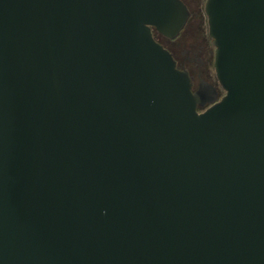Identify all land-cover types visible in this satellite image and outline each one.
<instances>
[{
	"label": "water",
	"instance_id": "1",
	"mask_svg": "<svg viewBox=\"0 0 264 264\" xmlns=\"http://www.w3.org/2000/svg\"><path fill=\"white\" fill-rule=\"evenodd\" d=\"M204 11L198 111L182 0H0V264H264V0Z\"/></svg>",
	"mask_w": 264,
	"mask_h": 264
},
{
	"label": "flooded vegetation",
	"instance_id": "2",
	"mask_svg": "<svg viewBox=\"0 0 264 264\" xmlns=\"http://www.w3.org/2000/svg\"><path fill=\"white\" fill-rule=\"evenodd\" d=\"M182 1L189 10V16L180 32L172 38L155 30L153 35L169 51L176 68L186 72L190 90L198 99L195 107L202 111L219 100L225 94V90L219 83L214 66L215 46L208 34L205 0Z\"/></svg>",
	"mask_w": 264,
	"mask_h": 264
},
{
	"label": "rangeland",
	"instance_id": "3",
	"mask_svg": "<svg viewBox=\"0 0 264 264\" xmlns=\"http://www.w3.org/2000/svg\"><path fill=\"white\" fill-rule=\"evenodd\" d=\"M201 11V13H202V9L200 10ZM203 17L205 18V20H206V16L204 15V13H203ZM204 20V21H205ZM205 28L207 29V24H206V21H205Z\"/></svg>",
	"mask_w": 264,
	"mask_h": 264
}]
</instances>
